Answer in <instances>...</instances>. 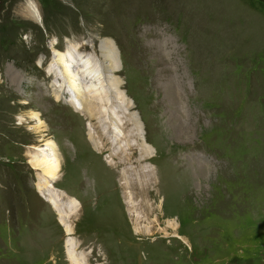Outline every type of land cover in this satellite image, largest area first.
Here are the masks:
<instances>
[{
	"label": "rangeland",
	"instance_id": "obj_1",
	"mask_svg": "<svg viewBox=\"0 0 264 264\" xmlns=\"http://www.w3.org/2000/svg\"><path fill=\"white\" fill-rule=\"evenodd\" d=\"M108 42L121 87L97 93L124 109L120 126L131 113L115 135L132 130L123 145L156 175L138 208L119 148L90 140L111 120L99 131L52 75L69 48L74 73L89 60L108 77ZM34 157L60 162L55 180ZM69 252L78 264H264V0H0V264H73Z\"/></svg>",
	"mask_w": 264,
	"mask_h": 264
},
{
	"label": "bare ground",
	"instance_id": "obj_2",
	"mask_svg": "<svg viewBox=\"0 0 264 264\" xmlns=\"http://www.w3.org/2000/svg\"><path fill=\"white\" fill-rule=\"evenodd\" d=\"M26 9L28 10V13L34 19H36L37 21H40V16L38 15V12L36 11V7L31 2H29L27 4ZM104 49H105V51H103L104 62H106V64L108 63L106 65V69H104V72L106 74H108V77L107 76L105 77V74H103V73H101L100 75H97L96 74L97 71H96L95 66H93L92 63L89 60H87V62L85 61L83 63V64H86V68L83 69L82 71H80V68L83 67V65H80L79 67H77V65H76V67L79 70H78L77 74L74 73V71L72 70L73 68L71 67L72 63H69V61H71L72 58L75 59V55H77V54H74L73 51L71 49H69V48L67 49L66 53H64V54L62 52L59 53V54H56L57 58L55 59L54 63H51V65L52 66L58 65L59 68L57 69L58 71H54L52 73V75L55 76V78L60 76V75L63 76V79H64L63 80L64 81L63 86L64 87L68 86V89H70L71 92L75 96V100H73L72 102L80 101V105H81L82 110L84 111L85 116H88V118L90 117L91 121L94 120V118L98 121L97 129L99 131H100V128H101L99 125H101L102 122L104 123L106 121V120L103 121V119H102L103 117H107L109 120H111V123L106 125V127L108 128L111 125L113 129L108 130L106 132L103 131L104 132L103 134L100 133L97 136V140L100 139V143H98V141L95 139L96 138L95 136H93V135L91 136V133H90V136H91L90 140L96 142V144L94 146L97 147V151L100 150V153L104 152L107 149L109 151L110 147H113V146L115 147L114 144H116V148H115L116 150H118V148H119V150L121 149V151L123 153H125L126 152L125 149H127L128 151L131 152V153H128V154H125V155L122 154L123 156L120 157V155H118V153H119V150H118L114 154L115 156H111V157H112V159H114L116 157V160L118 162L116 163V161H115V163L117 164L118 168L119 167H125L124 169L126 170V173L124 175V179L126 181L125 184H127V185H121V187H122L123 191L125 189H128V188L130 189L129 193L131 195V198L130 199L128 198V200H130L129 203H128L129 207L131 206V207L138 208L140 203L137 204L136 197L138 198V196L142 195V191H143L142 189L145 188L146 186L150 185L151 184L150 179L152 178V181H153V178L156 175H155L154 171L152 170V167H150L149 170L148 169L146 170L144 168V163H146L148 159L147 158H143L141 156V154L139 156H137L138 149L136 147L130 145L129 143L123 145L124 141L129 142V140L134 137V134L131 132L132 130L129 131V132L127 131L126 133H124L121 136L120 135H115V127L120 129L122 126H125V125H127V127L129 126V124L127 122V117L131 116L130 115L131 113H128V116L123 118V122L121 121L122 122V124H121L122 126H120L119 122L117 121L118 113L122 112V110H124V109L120 107V109H117V111H114L112 108L115 109V106H117V102L115 101V99H114V101H111L109 96H108V99H107L106 97L103 96V92L102 91H100V93H97V91L101 90L102 88L103 89L105 88V85L107 84V81L109 79L112 81V83L115 84L112 87H114L115 89H117V88L119 89L121 87V82L119 81V79H117V77H115V75H116L115 73L118 72V61H117V55H116V52H115V47L110 42H108L104 46ZM75 50H77V49H75ZM80 60H81V58H80ZM73 67H75V65H73ZM51 71H53V70L51 69ZM110 74H112L113 77L110 78L109 77ZM95 78H97V81L101 82L99 86L92 87L90 89H86V87H85V89H83L84 88L83 87V82L84 81H87V83L93 84L95 82H93L92 80L95 81ZM86 93L88 95H90V96L86 97ZM85 97H86V99H85ZM56 100L57 101L59 100L58 96H56ZM121 101H123V104H124L123 106L126 107V111H130L131 110V106H130L129 102L126 99H124V98H122ZM116 112H117V115H116ZM41 129L38 128L37 130H41ZM110 135H112V140L110 139L112 142H110V140H109L110 137H108ZM101 142H102V144H101ZM103 144H105V145L103 146ZM106 144H108V146L109 145L110 146L107 148ZM104 147H106L107 149H105ZM33 150L39 152L40 154H45V155H48V156L52 155V153L43 152V150L38 148V147L34 148ZM45 150H49V149L47 148ZM141 150H142L143 154L146 153L148 155L147 157H150L152 155L150 153V151H149L150 149L147 148V144H146V142L144 140H143V144H142ZM53 156L56 157L57 154L55 153V154H53ZM109 159L110 158H108V160ZM32 161H33L32 163L34 165V168L36 167L37 170H38V168L42 167V165H46V167L44 166V168L46 170V173H45L46 176L45 177L49 178V179H54L55 180L56 179V177H55L56 173L58 172L59 169H61L60 168V166H61L60 162L55 165V162L57 161L56 158L55 159H52V158L51 159H44V161L43 160L41 161L39 159V157H34ZM112 162H110V163H112ZM134 166L137 167V169L138 168L139 169L136 171ZM112 169L114 171L118 172V175L120 176V173H119L120 170L118 171L115 167L112 168ZM127 174L130 175V178H129V176H127ZM136 174H138L137 180L132 179V177H134ZM154 182H156V181H154ZM154 182L152 183L151 187L148 190L149 193L153 192L151 189L154 188ZM157 183H158V180H157ZM145 184H147V185L145 186ZM42 192L45 195L43 198L45 200H47L48 202H50L52 200V198L51 197L46 198L48 196L47 193H46V192H48V189H46L45 185L42 188ZM59 193L55 192L54 193L55 195L53 194V197H55L58 200V203H59L58 206L56 208H54V209L56 210L57 213H60L62 215L61 218H64L65 214H69L68 215V219H67V223H68L69 220L72 221V219L75 218V214L77 212H73L72 213V211H71L72 210L71 208L74 207V203H73L72 200L70 201L71 203L69 204L72 207H70V208L67 207L68 209H65L64 211H61L62 210V206H64V208L66 206H68L66 204L65 198L70 200L71 197L70 198L68 196L65 197L64 196V194H65L64 192H62L60 194ZM127 193L128 192H124V195H126ZM59 208H61V209H59ZM65 212H67V213H65ZM136 220H138V218H136ZM60 224L63 225L64 224L63 221H61ZM71 230L72 229H70V226L68 225L67 232L70 233ZM68 254H69L70 258L72 259L73 264H78V262H77L78 260L73 255V253L69 252Z\"/></svg>",
	"mask_w": 264,
	"mask_h": 264
}]
</instances>
